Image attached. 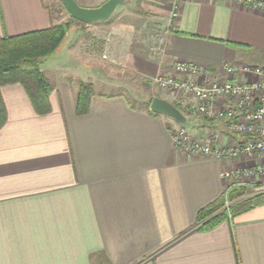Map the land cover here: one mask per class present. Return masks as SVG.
I'll return each mask as SVG.
<instances>
[{
  "label": "crops",
  "instance_id": "0c3cea01",
  "mask_svg": "<svg viewBox=\"0 0 264 264\" xmlns=\"http://www.w3.org/2000/svg\"><path fill=\"white\" fill-rule=\"evenodd\" d=\"M51 6L0 0V37L58 23ZM170 9V0H129L103 27L106 45L104 36L63 42L39 64L52 85L46 113L22 84L0 86V264H264V201L209 229L197 221L224 194L220 173L252 161L186 154L171 138L178 122L96 88L100 75L114 87L118 72L151 82L174 74L177 61L207 67L211 78L225 62L264 66V12L234 0H180L175 19ZM81 82L94 86L83 115ZM187 117L195 139L238 141L223 120ZM255 183L264 193V178Z\"/></svg>",
  "mask_w": 264,
  "mask_h": 264
},
{
  "label": "built area",
  "instance_id": "2783aa9c",
  "mask_svg": "<svg viewBox=\"0 0 264 264\" xmlns=\"http://www.w3.org/2000/svg\"><path fill=\"white\" fill-rule=\"evenodd\" d=\"M234 1L264 12V0ZM170 4V18L175 19L180 0H170ZM172 69L174 74L157 75L151 83L164 90L168 101L184 115L223 120L227 131L238 137L234 144L222 146L216 143L215 132L210 140H198L178 123L171 128L174 146L190 155L250 159V164L224 170L220 176L226 182L225 196L235 186L254 187L256 177L264 175V66L225 62L222 77L215 78L207 67L192 62H174ZM230 205L226 200L223 208L228 210Z\"/></svg>",
  "mask_w": 264,
  "mask_h": 264
},
{
  "label": "trees",
  "instance_id": "16d2710c",
  "mask_svg": "<svg viewBox=\"0 0 264 264\" xmlns=\"http://www.w3.org/2000/svg\"><path fill=\"white\" fill-rule=\"evenodd\" d=\"M82 24L71 17L69 21L54 24L46 29L26 32L15 36L0 37V86L20 83L25 88L36 112L49 111L48 96L52 85L39 67L41 60L52 56L60 48L72 23ZM93 84L81 82L76 93V113L86 114L93 94ZM6 120L5 107L0 96V127ZM248 187H233L225 196L202 208L197 215L200 228L209 229L222 220L233 217L238 212L252 208L264 201V193L244 197ZM231 202L229 209H224L225 201Z\"/></svg>",
  "mask_w": 264,
  "mask_h": 264
},
{
  "label": "rangeland",
  "instance_id": "374dc122",
  "mask_svg": "<svg viewBox=\"0 0 264 264\" xmlns=\"http://www.w3.org/2000/svg\"><path fill=\"white\" fill-rule=\"evenodd\" d=\"M51 5H52L51 6L52 7V15L59 20V22L56 24L69 21L70 16L66 12L64 7L62 6L60 0H51ZM116 17L117 18L119 17L118 13H116L112 18H110L109 21L100 22L94 28H93V26L88 27L89 30H86L87 27L85 28V26H81V25L77 24L76 22L72 23L70 26L69 32L67 33V35L65 36V38L63 40L64 43L62 42L63 43L62 48H64L71 39H72V41H74L75 37L78 38L81 36H82L83 40L88 39V38L90 39L93 37L94 39H97L98 41H102L104 38L103 43H104V45H106V42H107L106 39H107L108 35L104 36L106 30L103 27H106L107 25L111 24L116 19ZM101 28H103L102 31L98 30ZM98 55H99V53H96V56H97L96 58H100V55L99 56ZM100 60H101V58H100ZM41 61H40V63H41ZM64 64H66V63H64ZM101 64H102V62H101ZM104 78H106V77H103V75H100V77L98 78L99 79V82H98L99 86L96 85V88L97 89L100 88L101 89L100 92H106V93L123 92L124 94H127L130 97L133 104L137 105V106H141L144 104H147L149 106V102L152 99V97L157 96V95H161V92H160L161 89L160 88L156 87L151 82H146L145 80H143L140 77L135 76L133 74H129V73L127 74L126 72L125 73L124 72L115 73L113 75V79L116 81V83H114V87L110 86L111 88L110 87L109 88H103V83L105 82ZM260 177L264 178V175L260 176ZM260 177H256L255 182H256V180H259ZM255 185H256V183H255ZM255 190H256V186L248 187L247 192L242 197L238 198L237 201H239L240 199H243L244 197L254 196L256 194Z\"/></svg>",
  "mask_w": 264,
  "mask_h": 264
},
{
  "label": "water",
  "instance_id": "95a60500",
  "mask_svg": "<svg viewBox=\"0 0 264 264\" xmlns=\"http://www.w3.org/2000/svg\"><path fill=\"white\" fill-rule=\"evenodd\" d=\"M69 16L83 24L105 21L115 10L129 0H105L98 6L87 7L79 5L76 0H60ZM149 109L158 114L168 116L180 124H187L189 118L174 104L158 96L152 97Z\"/></svg>",
  "mask_w": 264,
  "mask_h": 264
}]
</instances>
